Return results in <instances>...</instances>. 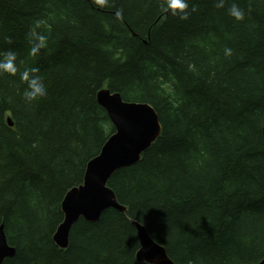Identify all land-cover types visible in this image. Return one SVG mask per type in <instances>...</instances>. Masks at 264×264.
I'll use <instances>...</instances> for the list:
<instances>
[{"label": "trees", "instance_id": "trees-1", "mask_svg": "<svg viewBox=\"0 0 264 264\" xmlns=\"http://www.w3.org/2000/svg\"><path fill=\"white\" fill-rule=\"evenodd\" d=\"M189 5L181 20L160 0H0V52L48 90L29 104L19 75L0 74V226L16 249L4 264H138L133 221L175 264L264 259V0ZM38 35L48 46L32 57ZM103 89L152 106L162 134L108 181L126 212L81 218L62 249V202L115 133Z\"/></svg>", "mask_w": 264, "mask_h": 264}, {"label": "water", "instance_id": "water-1", "mask_svg": "<svg viewBox=\"0 0 264 264\" xmlns=\"http://www.w3.org/2000/svg\"><path fill=\"white\" fill-rule=\"evenodd\" d=\"M97 102L106 110L115 133L104 144L100 155L88 163L83 184L69 191L62 202L64 221L53 237L56 245L62 249L68 248L72 228L81 218L96 222L110 208L126 212L127 209L119 204L116 194L108 186V181L116 171L138 163L143 153L162 134L159 116L149 104L125 102L120 94L107 89L97 94ZM8 123L13 127L11 119H8ZM132 223L140 244L136 256L138 262L175 264L165 248L151 238L144 226L138 222ZM15 255L16 249L9 245L2 224L0 264ZM259 264H264V259Z\"/></svg>", "mask_w": 264, "mask_h": 264}, {"label": "clouds", "instance_id": "clouds-1", "mask_svg": "<svg viewBox=\"0 0 264 264\" xmlns=\"http://www.w3.org/2000/svg\"><path fill=\"white\" fill-rule=\"evenodd\" d=\"M93 2L100 8H106L110 5L111 0H93ZM225 6V0H216V7L223 8ZM160 7L162 11L170 13L173 16L178 17L181 20H188L190 12L196 11L193 6L190 9L189 0H160ZM228 14L236 21L245 20V12L235 3L232 4L228 10ZM117 19H123V11L117 10ZM43 21H36L35 28L39 29L43 24ZM10 42V40H9ZM48 46V38L44 35H38L35 41L32 43L29 55L36 57L41 53L42 49H46ZM225 55L231 56L232 50L230 48L225 49ZM17 53L14 51L0 52V74H8L12 77L19 75V79L26 83L27 87L23 93V98L26 103H33L47 96L48 90L43 82V79L39 73V68H25L21 71L18 63ZM23 63L22 61L20 62Z\"/></svg>", "mask_w": 264, "mask_h": 264}, {"label": "rangeland", "instance_id": "rangeland-1", "mask_svg": "<svg viewBox=\"0 0 264 264\" xmlns=\"http://www.w3.org/2000/svg\"><path fill=\"white\" fill-rule=\"evenodd\" d=\"M138 264H150V263H148V262H138Z\"/></svg>", "mask_w": 264, "mask_h": 264}, {"label": "bare ground", "instance_id": "bare-ground-1", "mask_svg": "<svg viewBox=\"0 0 264 264\" xmlns=\"http://www.w3.org/2000/svg\"><path fill=\"white\" fill-rule=\"evenodd\" d=\"M103 108V107H102ZM98 222V221H97ZM134 222V221H133ZM143 226V225H142Z\"/></svg>", "mask_w": 264, "mask_h": 264}]
</instances>
